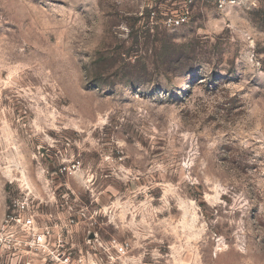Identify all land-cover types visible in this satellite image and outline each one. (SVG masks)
I'll list each match as a JSON object with an SVG mask.
<instances>
[{
	"label": "rangeland",
	"instance_id": "obj_1",
	"mask_svg": "<svg viewBox=\"0 0 264 264\" xmlns=\"http://www.w3.org/2000/svg\"><path fill=\"white\" fill-rule=\"evenodd\" d=\"M0 193L73 264H264V6L0 0Z\"/></svg>",
	"mask_w": 264,
	"mask_h": 264
},
{
	"label": "built area",
	"instance_id": "obj_2",
	"mask_svg": "<svg viewBox=\"0 0 264 264\" xmlns=\"http://www.w3.org/2000/svg\"><path fill=\"white\" fill-rule=\"evenodd\" d=\"M249 2L264 6V0H216L220 7L227 4ZM187 12L179 11L176 16L169 17L168 24L172 27L183 25L188 20ZM75 168L76 165H73V168L68 166L64 169L73 173ZM33 210L30 197L27 195H21L7 205L6 213L0 223V245L4 244L10 248L26 247L44 254L46 259L50 258L60 264H73L72 250L67 246V241L62 232L63 227L68 231L69 225L74 222L73 218L70 222L60 225L57 222V216L50 214L46 220L41 221L35 217ZM57 226H61V232L57 230ZM111 244L116 248L118 254L125 253L130 247L128 241L117 242V240H113Z\"/></svg>",
	"mask_w": 264,
	"mask_h": 264
},
{
	"label": "crops",
	"instance_id": "obj_3",
	"mask_svg": "<svg viewBox=\"0 0 264 264\" xmlns=\"http://www.w3.org/2000/svg\"><path fill=\"white\" fill-rule=\"evenodd\" d=\"M2 190H3V188H2ZM7 205H8L7 204V200H6L5 196H4V194L0 193V223H1L2 219H3V216H4V213L6 211Z\"/></svg>",
	"mask_w": 264,
	"mask_h": 264
}]
</instances>
